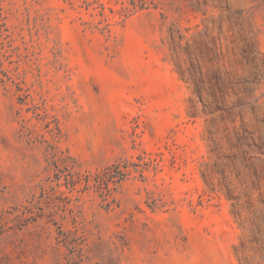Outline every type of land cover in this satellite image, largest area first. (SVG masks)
<instances>
[{"label":"rangeland","instance_id":"374dc122","mask_svg":"<svg viewBox=\"0 0 264 264\" xmlns=\"http://www.w3.org/2000/svg\"><path fill=\"white\" fill-rule=\"evenodd\" d=\"M0 264H264V0H0Z\"/></svg>","mask_w":264,"mask_h":264}]
</instances>
